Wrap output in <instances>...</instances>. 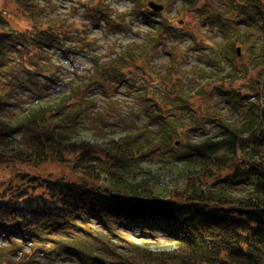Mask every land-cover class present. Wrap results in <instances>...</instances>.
<instances>
[{
    "label": "trees",
    "instance_id": "16d2710c",
    "mask_svg": "<svg viewBox=\"0 0 264 264\" xmlns=\"http://www.w3.org/2000/svg\"><path fill=\"white\" fill-rule=\"evenodd\" d=\"M13 1L32 26L11 28L10 20L0 11V166L24 169L57 163L79 175L81 181L43 178L21 170H16L14 179L0 181V238L9 242L0 245V252L6 254L10 245L14 249L18 245L15 239L20 238L42 253L49 247L54 254L52 264H264V73L255 82L247 77L250 67L245 66L238 74L234 58L245 34L229 22L228 11L200 7L198 0H182L207 26H217L223 36L217 44L219 56L230 64L227 78L233 82L246 79L254 94L223 90V97L233 106L248 98L238 122L218 118L215 133H205L200 141L193 142L178 116L167 114L156 98L144 92L139 107L153 122L122 139L75 145L79 114L92 103L84 100L83 92L75 90L54 106L42 104L31 109L16 123L1 115L11 101L4 98L13 90L12 53H20L25 64L32 55L30 63L40 70L49 65L45 48L54 42L63 44L53 19L39 10L38 0ZM243 6H255L260 11V5L253 1ZM144 9L150 31L143 46L161 44L167 34L173 38L180 35L166 20L156 19V13L145 4L139 6L140 14ZM101 12L108 15L97 5L88 18L96 22ZM246 13L254 20L250 8ZM111 23L112 27H125ZM233 29L237 33L233 34ZM262 45L252 68L264 66V40ZM132 47L127 45L99 63L101 71L127 81L123 73L126 62L143 70L137 62L141 56L133 55L142 45ZM38 54L41 64L35 59ZM28 75L32 85L48 78L43 71L31 68ZM251 97L257 100L250 101ZM176 98L189 108L186 97L179 94ZM68 99L73 102L71 107L66 105ZM129 112L135 114L134 107ZM149 125H153L151 132ZM138 136L147 140L145 148L137 141ZM182 136L177 147L175 142ZM156 153L167 172L178 174L182 188L170 192L165 187L155 194L140 188L136 180L129 181L131 166L141 167L145 157ZM71 154L75 157H69ZM101 175L115 187L101 186ZM90 226L100 229L93 234ZM127 231L145 239L164 235L175 248L154 251L145 243L132 241Z\"/></svg>",
    "mask_w": 264,
    "mask_h": 264
},
{
    "label": "rangeland",
    "instance_id": "374dc122",
    "mask_svg": "<svg viewBox=\"0 0 264 264\" xmlns=\"http://www.w3.org/2000/svg\"><path fill=\"white\" fill-rule=\"evenodd\" d=\"M151 1L165 6L164 10L156 13V19L166 20L180 35L173 38L167 34L164 35L161 44L150 43L148 46H143L150 31L147 23L134 33L125 27H111L105 32L106 24L100 23V20L93 22L88 18L96 7L91 6L92 0H38L39 10L42 11L43 16L53 19L55 31L57 34L60 33L58 36L62 38L63 44L54 42L52 46L45 48L49 65L40 70L36 68L37 65L34 64L35 67L30 63L32 55L26 58L27 64H25L20 53L16 51L12 53L10 86L13 90L8 92L12 93L10 95L6 92L7 97L4 100L11 101L1 115L16 123L31 109L38 108L42 104L54 106L61 98L67 99V96L75 90L83 92L86 97L84 100H90L92 103L84 107L79 114V136L73 141L75 145L81 141L94 144L107 139H122L128 134L137 133L138 128L147 125L148 122H153L149 114L144 113L139 107V98L144 92L156 98L164 110L169 112L167 114L178 116L177 119L185 125L184 132L188 133V138L193 142L200 141L205 133H215L217 129L215 123L218 118L228 122H238L248 98L233 106L223 97V90H235L239 94L252 96L254 94L249 89L246 79L240 78L233 82L227 78L230 64L219 56L220 48L217 44L221 42L223 36L217 26H207L192 8L186 7L182 0ZM198 1L200 7L206 6L221 12L228 11L229 22L237 27L239 33L245 34L241 36L242 43L237 45L241 49L240 55L234 58V63L240 70L238 74H241L245 66L248 69L250 67L247 77L250 81L254 78L255 82L260 73H264V66L252 68L263 51L264 0ZM252 1L260 5L261 12L255 6H243V4L249 5ZM69 5H72L71 10ZM249 8L254 20L246 13V9ZM0 11L11 21V28L18 30L31 28L32 24L13 0H0ZM232 32L237 33L235 29ZM127 45L133 46L134 49H139L137 47L142 45L141 51L138 50L139 52H134L133 55L141 56L137 62L142 64L144 69L134 68L133 62L129 61L123 68V73L129 80L120 81L104 74L99 63L103 64L115 51ZM61 47H65L67 53L69 50L68 55L62 52ZM39 57L41 58V54L35 55V59L41 64ZM30 68L36 72L43 71L53 76L54 80L41 78V83L32 85L28 75ZM179 94L188 99L189 108L180 104L176 98ZM84 100L81 101V106ZM249 100L257 99L251 97ZM66 101L67 107H71L72 100ZM60 105L64 106V102ZM131 107H134L135 114L129 112ZM152 110L155 112L154 109ZM148 127L151 132L153 125ZM181 139L183 136L178 138ZM137 141H141L144 148L148 145L144 136H138ZM69 157L75 155L71 154ZM140 165L141 167L132 165L133 170L129 171L128 176L129 181L133 183L136 180L135 183L141 186L140 188L146 187V190L160 194L165 187H168L170 192L183 187L178 174L167 172L160 164L158 153L145 157ZM16 170L43 178L81 181L79 175L73 174L57 163H46L37 168L24 169L19 166L14 168L0 166V181L14 179V174L18 172ZM98 183L103 187H115L114 183L104 175L99 177ZM90 227L93 234L100 229L98 226ZM126 235L132 241L147 244L154 251H170L175 248L161 234L146 239L129 231ZM15 241L21 249L18 245L13 247L15 250L11 249L10 245L6 254L2 250L0 264L55 262L52 259L54 254L49 247L46 248L48 252L42 253V250L33 249L31 243H25L20 238H16ZM8 244L6 238H0V245ZM17 249L20 250L16 253ZM24 253H27L25 257L22 256Z\"/></svg>",
    "mask_w": 264,
    "mask_h": 264
},
{
    "label": "clouds",
    "instance_id": "9594fccd",
    "mask_svg": "<svg viewBox=\"0 0 264 264\" xmlns=\"http://www.w3.org/2000/svg\"><path fill=\"white\" fill-rule=\"evenodd\" d=\"M146 3L147 0H92L91 6L98 5L107 11V16L103 12L100 13V23L106 24L105 32L112 27L111 22L114 21L134 33L147 23V18L139 12V6ZM71 7L72 5H69V10Z\"/></svg>",
    "mask_w": 264,
    "mask_h": 264
},
{
    "label": "water",
    "instance_id": "95a60500",
    "mask_svg": "<svg viewBox=\"0 0 264 264\" xmlns=\"http://www.w3.org/2000/svg\"><path fill=\"white\" fill-rule=\"evenodd\" d=\"M149 7L153 9L154 11H161L164 7L163 5H159L153 1L148 3ZM240 51V48H238V52ZM178 145V143H176Z\"/></svg>",
    "mask_w": 264,
    "mask_h": 264
}]
</instances>
